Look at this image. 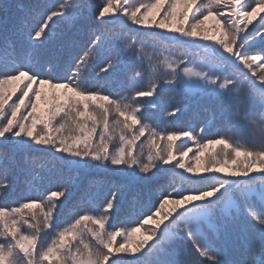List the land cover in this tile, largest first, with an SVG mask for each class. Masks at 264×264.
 Instances as JSON below:
<instances>
[{"label": "snow or ice", "instance_id": "obj_1", "mask_svg": "<svg viewBox=\"0 0 264 264\" xmlns=\"http://www.w3.org/2000/svg\"><path fill=\"white\" fill-rule=\"evenodd\" d=\"M0 11V264H264V0Z\"/></svg>", "mask_w": 264, "mask_h": 264}, {"label": "trees", "instance_id": "obj_2", "mask_svg": "<svg viewBox=\"0 0 264 264\" xmlns=\"http://www.w3.org/2000/svg\"><path fill=\"white\" fill-rule=\"evenodd\" d=\"M29 2H39V0H0V4H5V3H8V4H16V3H29ZM93 2H98V0H93ZM3 15H4L3 12L0 11V18H2ZM262 15H264V13H262ZM258 19L259 18H257V20ZM256 22L257 21H253L254 24ZM210 23H211V21H209V24ZM248 27L251 28L252 25H249ZM148 50L151 51V48H149ZM171 52L173 54L179 55V50H177V49H172ZM165 54L167 55L168 53H165ZM115 90H116L115 88L110 89V91H113V92ZM169 95H170V93L165 92L162 95L161 99L164 100V101H166L168 99ZM176 99L179 100L180 97L177 96ZM193 123H196V125L198 127V122H195L193 120L192 112L190 111V112H188L186 114V116L184 118H182V121L179 122L178 124L175 123V122H171V121H168V122L161 121L159 123V128H161V129H168V130H172V129H175V128L187 129ZM141 139L144 140L145 138H141ZM237 139H242V137H240L238 135L237 136ZM156 143L159 144V145H161L162 147L165 145V142H162V141H159V140H157ZM178 143H179V141H178ZM189 146H192L193 147V151L189 153L186 162L187 163H191V164H195L194 156L196 155V146L192 145L191 142H189ZM153 151H155V149ZM145 153H147V148H145ZM204 155L206 156L207 153H205ZM219 175H222L223 176V175H225V173L219 174ZM21 187H23V186L21 185ZM24 195L34 196V195H36V193L34 191L33 192H27V191H25L24 192ZM15 199H18V197H11L7 201H0V206H5V205H7L9 207L15 206V204L13 203V201ZM138 215H139V210H136V212H134V213L130 212L126 216H121L120 217V220H122L124 222H128L129 220H135Z\"/></svg>", "mask_w": 264, "mask_h": 264}, {"label": "rangeland", "instance_id": "obj_3", "mask_svg": "<svg viewBox=\"0 0 264 264\" xmlns=\"http://www.w3.org/2000/svg\"><path fill=\"white\" fill-rule=\"evenodd\" d=\"M262 14V13H261ZM258 18V17H257Z\"/></svg>", "mask_w": 264, "mask_h": 264}]
</instances>
